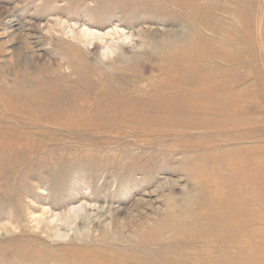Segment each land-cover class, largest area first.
Instances as JSON below:
<instances>
[{
	"label": "rangeland",
	"instance_id": "rangeland-1",
	"mask_svg": "<svg viewBox=\"0 0 264 264\" xmlns=\"http://www.w3.org/2000/svg\"><path fill=\"white\" fill-rule=\"evenodd\" d=\"M117 262L264 264V0H0V264Z\"/></svg>",
	"mask_w": 264,
	"mask_h": 264
},
{
	"label": "bare ground",
	"instance_id": "bare-ground-1",
	"mask_svg": "<svg viewBox=\"0 0 264 264\" xmlns=\"http://www.w3.org/2000/svg\"><path fill=\"white\" fill-rule=\"evenodd\" d=\"M81 30V32H82V34L84 35V36H96V35H98V34H100V33H98V32H96V31H93V30H90V29H88V28H80ZM117 31H119V30H117ZM116 31V32H117ZM115 32V31H114ZM121 33V32H120ZM119 33V34H120ZM125 33V32H124ZM124 33L122 34V35H124ZM200 72V71H199ZM202 73V72H201ZM205 74V73H204ZM217 81V79L216 78H214V79H212V80H210L209 82L210 83H215ZM167 82V81H166ZM208 82V79H207V81H205L204 79H201V82H199V81H195V83H192L193 85H197V84H200V83H209ZM165 83V82H164ZM167 84V83H166ZM165 85V84H164ZM165 86H167V87H174V85L171 83V82H168V84L167 85H165ZM166 89V88H165ZM155 100V99H154ZM139 101V100H138ZM141 102V101H140ZM165 99L164 100H161V101H156V103L155 104H157L159 107H161V105H164L165 103ZM139 105H141V104H139ZM136 106H138V105H136ZM152 107V106H151ZM109 109V108H108ZM149 109H150V107H149ZM148 115V113L146 114V116ZM230 167H233V166H235L236 164H234V162H233V165L230 163V164H228ZM227 165V166H228ZM228 178V180H230V181H232V184H233V186H235V187H237L238 186V183L237 182H235V181H233L232 180V178H231V176L230 177H227ZM231 178V179H230ZM242 181H244V179H242ZM237 185V186H236ZM86 209V205H84V204H81L80 206H77V207H72V208H70L69 210H68V212H74V213H76V212H82V211H84ZM240 225V224H239ZM239 225H233V226H238L239 227ZM240 227H245V225H240ZM175 264H179V263H176V262H174ZM117 264H119L118 262H117Z\"/></svg>",
	"mask_w": 264,
	"mask_h": 264
}]
</instances>
